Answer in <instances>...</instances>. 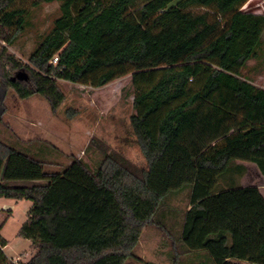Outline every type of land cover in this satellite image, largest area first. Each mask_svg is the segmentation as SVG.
I'll use <instances>...</instances> for the list:
<instances>
[{
  "label": "trees",
  "instance_id": "obj_1",
  "mask_svg": "<svg viewBox=\"0 0 264 264\" xmlns=\"http://www.w3.org/2000/svg\"><path fill=\"white\" fill-rule=\"evenodd\" d=\"M53 2L60 15L22 65L7 47L29 25L27 5ZM248 2L0 0V120L8 91L56 111L59 81L98 89L131 74L129 128L146 163L103 151L96 174L79 160L49 172L42 149L0 141V199L32 204L17 234L31 242L25 264H140L143 229H164L157 217L180 194L183 256L264 264V197L238 184L246 164L264 178V90L241 75L264 50V14ZM6 245L0 236V264Z\"/></svg>",
  "mask_w": 264,
  "mask_h": 264
},
{
  "label": "rangeland",
  "instance_id": "obj_2",
  "mask_svg": "<svg viewBox=\"0 0 264 264\" xmlns=\"http://www.w3.org/2000/svg\"><path fill=\"white\" fill-rule=\"evenodd\" d=\"M27 7L30 11L29 25L25 33L7 47V53L22 65L28 64L29 54L40 37L51 30L54 20L60 15L59 2ZM242 9L264 14V0H249ZM241 75L256 88L264 90V50L258 60L246 64ZM131 79L130 74L98 89L59 81L65 100L56 111L41 96L20 100L8 91L0 120V141L18 142L34 152L42 149L45 169L49 172L60 171L73 160H79L90 173L96 174L103 160V151L118 153L133 165L146 168L129 128V117L134 113ZM247 167L246 175L238 184L259 188L264 197V178L253 165L248 164ZM187 205L185 194L171 197L157 217L164 229L156 224L143 229L134 250V256L142 261L140 264H197V261L183 256L174 242L180 229L182 211ZM0 207L5 209L0 212V227L10 215L1 231L8 242L4 253L10 264H25L32 255L28 246L30 242L17 234L29 214L31 202L1 199Z\"/></svg>",
  "mask_w": 264,
  "mask_h": 264
},
{
  "label": "crops",
  "instance_id": "obj_3",
  "mask_svg": "<svg viewBox=\"0 0 264 264\" xmlns=\"http://www.w3.org/2000/svg\"><path fill=\"white\" fill-rule=\"evenodd\" d=\"M247 165H248V164H246V167H247ZM247 169H248V167H247ZM256 171H257V169H256ZM257 172H258V171H257ZM258 173H259V172H258ZM260 192H261V191H260ZM0 200H1V199H0ZM13 201H15V200H13ZM4 206H5V208H6V205H4ZM31 206H32V204H31ZM30 209H31V208H30ZM3 210H5L4 207H0V212H2ZM8 219H9V218H8ZM25 221H26V220H25ZM6 222H7V220H6ZM6 222H5V223H6ZM3 226H4V225H3ZM3 226H2V228H3ZM2 228L0 229V236L3 238L2 234H1ZM3 239H4V238H3ZM4 240H5V239H4ZM5 241H6V240H5ZM27 241L30 242L29 240H27ZM6 243L8 244L7 241H6ZM30 245H31V242H30V244H28V246H30ZM6 246H7V245H6ZM6 246H5V247H6ZM4 249H5V248H4ZM4 249H3V251H4ZM30 258H31V257H30ZM30 258H29V259H30ZM29 259L27 260V262L29 261Z\"/></svg>",
  "mask_w": 264,
  "mask_h": 264
},
{
  "label": "built area",
  "instance_id": "obj_4",
  "mask_svg": "<svg viewBox=\"0 0 264 264\" xmlns=\"http://www.w3.org/2000/svg\"><path fill=\"white\" fill-rule=\"evenodd\" d=\"M57 62V59L56 58H54L53 59V64H55Z\"/></svg>",
  "mask_w": 264,
  "mask_h": 264
}]
</instances>
